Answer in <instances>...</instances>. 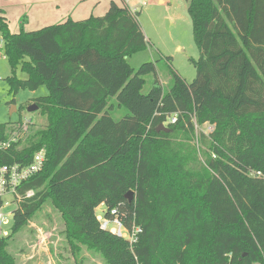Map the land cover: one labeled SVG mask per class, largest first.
<instances>
[{"label": "trees", "instance_id": "trees-1", "mask_svg": "<svg viewBox=\"0 0 264 264\" xmlns=\"http://www.w3.org/2000/svg\"><path fill=\"white\" fill-rule=\"evenodd\" d=\"M186 1L201 57L195 80L173 71L169 91L155 63L129 65L148 42L125 4L31 32L22 19L19 33L0 9L11 95L48 90L34 103L46 124L31 122L23 134L22 125H0V140L19 137L0 151V166L46 152L43 171L21 186L36 196L16 211L14 233L51 203L69 241L107 264H264V0ZM150 74L156 81L145 95ZM114 98L128 112L120 120ZM206 124L202 161L191 141ZM102 205L142 229L133 249L101 229ZM9 246L0 238V264H16Z\"/></svg>", "mask_w": 264, "mask_h": 264}, {"label": "rangeland", "instance_id": "rangeland-1", "mask_svg": "<svg viewBox=\"0 0 264 264\" xmlns=\"http://www.w3.org/2000/svg\"><path fill=\"white\" fill-rule=\"evenodd\" d=\"M140 1L133 0L130 5L137 6ZM118 2L121 5L124 4L122 0ZM146 2L147 6L143 11H139L138 22L145 31L148 48L128 58L129 65L137 71L146 63H155L158 79L166 91L171 88L173 71L188 83L193 82L197 74L194 61H198L201 54L195 42L188 2L186 0H146ZM21 8L18 6L12 10L9 5L4 7L0 0V9L3 12L6 9L9 11L5 14L8 16L11 31L17 33L21 31L19 19L26 21L24 27L29 32L36 31V28H32L33 23L28 22L27 17L24 16L25 14L19 18ZM4 56L3 41L1 40L0 125L14 124V128L22 125L21 133L23 134L31 122L37 126L46 124V119L41 117L40 112L29 113L28 108L35 103L36 99L48 95V90L46 87H41L37 91L23 89L17 94L11 95L10 85L6 79L12 76V68ZM17 77L27 79V74L20 68L17 71ZM145 80L146 84L142 93L146 95L152 89L156 75L150 74L145 77ZM110 106L114 107L111 114L116 120H120L128 114L127 110L119 106L117 98L111 100ZM211 129L208 124L196 126V134L191 141L202 161L203 148L199 135L202 132L208 134ZM15 209V205H12L6 211L12 212ZM104 209L103 205L100 206L97 214H101ZM12 225L10 224L7 228L10 235V246L7 251L15 259L16 264H107L100 253L77 242L69 241L66 235V223L51 203L45 204L19 232L14 233Z\"/></svg>", "mask_w": 264, "mask_h": 264}, {"label": "built area", "instance_id": "built-area-1", "mask_svg": "<svg viewBox=\"0 0 264 264\" xmlns=\"http://www.w3.org/2000/svg\"><path fill=\"white\" fill-rule=\"evenodd\" d=\"M133 12L135 13L136 11ZM170 122L175 123L176 117H172ZM18 140L17 134L7 141L0 140V151L9 150ZM45 162L46 152L41 150L33 155L29 163L0 166V238L10 236L7 228L13 223L16 211L20 208L21 204L36 196V191L34 190L21 193L20 189L23 183L31 180L43 171ZM251 176L260 178L263 174L258 172L252 173ZM12 205H15L16 209L12 212H7V208ZM103 211H101V214H97V220L101 229L128 241L131 249H133L139 240L142 229L137 226H134L132 229L126 227L118 209H113L109 216H106Z\"/></svg>", "mask_w": 264, "mask_h": 264}, {"label": "crops", "instance_id": "crops-1", "mask_svg": "<svg viewBox=\"0 0 264 264\" xmlns=\"http://www.w3.org/2000/svg\"><path fill=\"white\" fill-rule=\"evenodd\" d=\"M113 1L119 3V0H2V3L4 7L9 5L12 10L21 6L19 18H22L21 16L25 14L24 16L27 17L28 22L33 23L32 28L39 30L50 25L64 23L68 19L82 21L92 16L101 17L106 14ZM132 1L122 0L129 9L136 11L138 15L139 11H143L144 7L147 6L146 0H141L137 6H131ZM6 12H9L8 9H6ZM5 16L9 22L8 16L6 14ZM18 21L20 23L21 19ZM25 30L28 31L26 28ZM142 31L145 34L143 29ZM12 32L17 33L13 30Z\"/></svg>", "mask_w": 264, "mask_h": 264}, {"label": "water", "instance_id": "water-1", "mask_svg": "<svg viewBox=\"0 0 264 264\" xmlns=\"http://www.w3.org/2000/svg\"><path fill=\"white\" fill-rule=\"evenodd\" d=\"M38 110H39V107H38L37 105H35V104H33L32 106H30V107L28 108V112H29V113H35V112H37ZM162 130L168 131V128H167L165 125H161V126L159 127V131H162ZM126 197H127L130 201H132L133 198H134V192H129V193L127 194Z\"/></svg>", "mask_w": 264, "mask_h": 264}]
</instances>
